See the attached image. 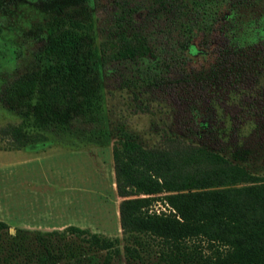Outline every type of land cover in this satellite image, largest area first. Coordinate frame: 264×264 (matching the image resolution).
I'll list each match as a JSON object with an SVG mask.
<instances>
[{
  "label": "trees",
  "instance_id": "16d2710c",
  "mask_svg": "<svg viewBox=\"0 0 264 264\" xmlns=\"http://www.w3.org/2000/svg\"><path fill=\"white\" fill-rule=\"evenodd\" d=\"M108 1L99 31L90 0L38 1L45 65L7 81L0 93L21 117L0 129L12 148L45 139L48 127L94 121L105 111L108 74L123 81L115 90L139 101L135 112H147L151 92L212 88L214 101L228 86L233 97L264 68L256 1ZM112 110L106 109L110 123ZM115 123L121 235L76 225L11 233L0 220V264H113L121 255L125 264H264V174L244 163L249 149L239 142L214 148L169 131L147 143L123 121ZM233 130L213 126L208 133L225 139Z\"/></svg>",
  "mask_w": 264,
  "mask_h": 264
},
{
  "label": "rangeland",
  "instance_id": "374dc122",
  "mask_svg": "<svg viewBox=\"0 0 264 264\" xmlns=\"http://www.w3.org/2000/svg\"><path fill=\"white\" fill-rule=\"evenodd\" d=\"M38 1L0 0V93L7 81L45 65L41 57L44 32L38 31L45 15ZM253 1L264 26V0ZM90 6L99 31L108 16L109 1L90 0ZM260 72L237 89V96H230L232 88L226 91V86L214 101L212 88L177 87L170 95L151 92L144 97L149 105L147 112H135L139 101L127 91L115 90L123 81L118 75L108 74L103 77L105 111L94 121L48 127L41 132L45 139L25 146L27 150L12 148L10 138L0 132V220L8 223L11 233L22 228L21 223L40 225L37 229L42 230L65 223L110 237L120 236L121 198L115 190L112 159V132L114 122L119 121L147 143L159 141L163 131L184 133L214 148L239 142L251 151L244 161L247 167L264 174V68ZM186 89L192 90L191 94ZM227 93L229 97L224 96ZM107 107L114 109L113 123L108 121ZM20 121L21 117L0 100V129ZM213 126L234 130L222 139L208 133ZM42 146L47 149L34 152ZM113 264H125L123 256L116 257Z\"/></svg>",
  "mask_w": 264,
  "mask_h": 264
},
{
  "label": "crops",
  "instance_id": "0c3cea01",
  "mask_svg": "<svg viewBox=\"0 0 264 264\" xmlns=\"http://www.w3.org/2000/svg\"><path fill=\"white\" fill-rule=\"evenodd\" d=\"M65 139L68 140V138H65ZM45 142H49V141H45ZM27 149L28 148L23 147V150H27ZM45 149H47V148H43V146H42V147H40L38 149H33V150H35L34 152H38V151H43ZM21 226H22V228H40V225L28 224V223H21ZM64 226H66L65 223L64 224H60V225H53L52 227L51 226L50 227L53 229V228H63Z\"/></svg>",
  "mask_w": 264,
  "mask_h": 264
},
{
  "label": "water",
  "instance_id": "95a60500",
  "mask_svg": "<svg viewBox=\"0 0 264 264\" xmlns=\"http://www.w3.org/2000/svg\"><path fill=\"white\" fill-rule=\"evenodd\" d=\"M13 229H11V231H12Z\"/></svg>",
  "mask_w": 264,
  "mask_h": 264
}]
</instances>
